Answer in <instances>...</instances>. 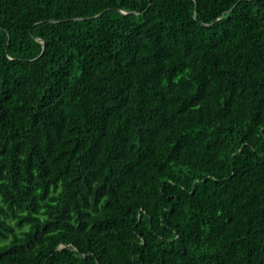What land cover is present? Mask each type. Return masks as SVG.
<instances>
[{"label":"trees","instance_id":"16d2710c","mask_svg":"<svg viewBox=\"0 0 264 264\" xmlns=\"http://www.w3.org/2000/svg\"><path fill=\"white\" fill-rule=\"evenodd\" d=\"M0 264H264V0H0Z\"/></svg>","mask_w":264,"mask_h":264},{"label":"water","instance_id":"95a60500","mask_svg":"<svg viewBox=\"0 0 264 264\" xmlns=\"http://www.w3.org/2000/svg\"><path fill=\"white\" fill-rule=\"evenodd\" d=\"M240 1H241V0H240ZM122 13H124V14H132V13H126V12H122ZM196 16H197V10H196V12H195V18H196ZM220 19H221V18L217 19L216 22L219 21ZM202 25H204V26H209L208 24H202Z\"/></svg>","mask_w":264,"mask_h":264}]
</instances>
